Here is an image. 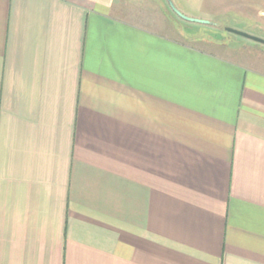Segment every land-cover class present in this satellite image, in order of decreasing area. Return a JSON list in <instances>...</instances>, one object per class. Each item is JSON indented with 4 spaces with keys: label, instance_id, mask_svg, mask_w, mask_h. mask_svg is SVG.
<instances>
[{
    "label": "crops",
    "instance_id": "obj_1",
    "mask_svg": "<svg viewBox=\"0 0 264 264\" xmlns=\"http://www.w3.org/2000/svg\"><path fill=\"white\" fill-rule=\"evenodd\" d=\"M171 1L0 0V264H264V0Z\"/></svg>",
    "mask_w": 264,
    "mask_h": 264
},
{
    "label": "water",
    "instance_id": "obj_2",
    "mask_svg": "<svg viewBox=\"0 0 264 264\" xmlns=\"http://www.w3.org/2000/svg\"><path fill=\"white\" fill-rule=\"evenodd\" d=\"M171 7L173 8V10L179 15L181 16L182 18L186 19V20H189V21H195V22H204V20H200V19H196V18H191V17H188L184 14H182L173 4V2L171 0H168ZM226 30L229 31V32H232V33H235L237 35H240V36H243V37H246V38H249V39H252L254 41H257V42H260V43H263L264 44V39L263 38H260L258 36H255V35H252V34H249V33H246L244 31H240V30H237L235 28H232V27H226Z\"/></svg>",
    "mask_w": 264,
    "mask_h": 264
},
{
    "label": "rangeland",
    "instance_id": "obj_3",
    "mask_svg": "<svg viewBox=\"0 0 264 264\" xmlns=\"http://www.w3.org/2000/svg\"><path fill=\"white\" fill-rule=\"evenodd\" d=\"M170 10V13L173 15V16H176V17H178L177 15H176V13L173 11V10H171V9H169ZM235 15V17H242L243 15L244 16H246V14H244V13H236V14H234ZM247 17H250V16H247ZM179 18V17H178ZM247 19V18H246ZM247 21V26L248 27H253V25L251 24V23H254V21H253V19H247L246 20ZM243 23V22H242ZM242 23H239V25L235 28V29H237V30H240V31H244V32H246L247 30H243L242 29V27L243 26H245L246 24H242ZM221 25V24H220ZM221 26H223V25H221ZM246 33H249V34H251L250 32H246ZM234 37H236V38H238V39H242V40H245V41H247V42H250V43H252V42H254V40H252V39H247V38H245V37H243V36H239V35H236V34H234L233 35ZM256 42V41H255Z\"/></svg>",
    "mask_w": 264,
    "mask_h": 264
}]
</instances>
